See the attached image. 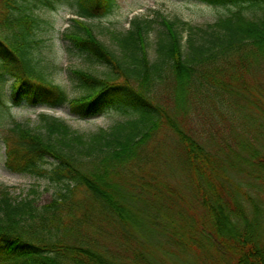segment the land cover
Segmentation results:
<instances>
[{"label":"trees","instance_id":"obj_1","mask_svg":"<svg viewBox=\"0 0 264 264\" xmlns=\"http://www.w3.org/2000/svg\"><path fill=\"white\" fill-rule=\"evenodd\" d=\"M26 1L0 0V80L11 78L14 103L67 104L82 116L114 107L132 116L89 134L47 113L39 114L35 128L12 121L0 135L6 168L64 187L40 206L35 188L23 197L0 188V264H124L85 237L80 227L91 207L129 235L128 227L141 211L134 207L136 196L170 201L175 188L159 169L170 162V149L202 208L204 229L225 255L224 263L264 264V237L257 224L248 222L237 186L216 155L188 133L170 100L172 95L177 109L187 95L203 90L234 92L264 118V14L251 17L243 11L261 7L264 0H200L238 6L204 28L160 11L152 18L133 17L125 32L111 31L116 48L98 39L87 21L110 12L114 0H71L75 17L62 31L68 49L110 68L102 76L70 68L69 76L80 89L73 97L50 79L47 65L35 56L42 42L36 31L43 20ZM34 2V7L53 6L51 0ZM156 23L161 30L150 59L147 36ZM169 138L173 144L166 150ZM256 163L264 170V156ZM78 192L87 205L76 198ZM196 237H189L192 244L209 250Z\"/></svg>","mask_w":264,"mask_h":264},{"label":"rangeland","instance_id":"obj_2","mask_svg":"<svg viewBox=\"0 0 264 264\" xmlns=\"http://www.w3.org/2000/svg\"><path fill=\"white\" fill-rule=\"evenodd\" d=\"M51 1L52 7L40 3L34 7V0L25 2L43 20L36 31L42 42L36 49L35 56L47 65L46 71L50 79L60 85L69 97L78 96L80 89L69 76L70 68L84 69L99 76L109 73L110 68L86 54L68 49L69 44L63 38L62 31L74 17L73 8L69 4L71 0ZM114 3L107 14L87 19L97 38L110 48H116L111 31L125 32L133 17L152 18L156 11H160L169 19H178L204 28L238 8L233 4L210 5L200 0H114ZM243 11L251 17L260 16L264 14V4L261 7H247ZM178 26L182 28L185 25ZM159 30L161 27L156 23L147 36L150 59L155 57ZM10 85L9 76L0 80L1 136L12 121L35 128L39 123L40 113L60 118L73 130L84 134L99 128H109L132 116L114 107L82 116L72 112L67 104L54 107L45 104L31 105L24 101L15 104L11 98ZM170 100L173 111H177L188 133L215 154L224 165L229 179L237 186L238 200L245 209L248 222L257 224L264 237V170L257 168L256 163L257 157L264 156V118L244 97L234 92L216 94L203 90L196 95H187L185 105H177V109L172 95ZM171 140L169 138L166 141V150L173 144ZM172 153L170 149V162L160 165L159 169L175 188V192L169 197L170 201L164 198L150 201L145 197V203L140 196H136L138 205L135 204L134 207L141 211L137 212L139 219L128 227L129 235H123L121 230L108 223L98 212H93L96 208L91 207L86 223L80 228L85 232V237L94 239L101 248L124 264H143L140 259L152 264H225V255L216 246L208 230L204 229L202 208L192 197L190 185L184 180L177 157L172 156ZM2 187H7L13 196L21 197L35 188L36 204L40 206L50 202L55 192L64 186L62 183L51 182L46 177L8 170L5 166L4 145L0 140V188ZM76 198L87 205L79 192L76 193ZM77 214H80V210ZM192 235L208 244L209 250L192 244V238H189Z\"/></svg>","mask_w":264,"mask_h":264}]
</instances>
